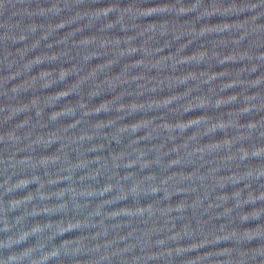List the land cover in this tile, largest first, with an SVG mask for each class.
Here are the masks:
<instances>
[{"label": "water", "instance_id": "95a60500", "mask_svg": "<svg viewBox=\"0 0 264 264\" xmlns=\"http://www.w3.org/2000/svg\"><path fill=\"white\" fill-rule=\"evenodd\" d=\"M0 264H264V0H0Z\"/></svg>", "mask_w": 264, "mask_h": 264}]
</instances>
